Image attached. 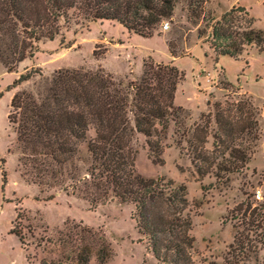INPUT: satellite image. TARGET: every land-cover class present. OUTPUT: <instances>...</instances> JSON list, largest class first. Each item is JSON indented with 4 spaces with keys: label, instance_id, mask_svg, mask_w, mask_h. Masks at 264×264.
Segmentation results:
<instances>
[{
    "label": "trees",
    "instance_id": "1",
    "mask_svg": "<svg viewBox=\"0 0 264 264\" xmlns=\"http://www.w3.org/2000/svg\"><path fill=\"white\" fill-rule=\"evenodd\" d=\"M180 0H0V62L12 72L17 64L33 56L38 43L54 40L74 18L97 22L117 21L127 30L152 37L174 16ZM206 0H187L194 23L204 17ZM245 7H233L219 19L211 18L208 41L219 56L238 58L247 46L264 51L262 29L242 27ZM250 21H254L251 17ZM68 24V25H67ZM205 35L206 32L200 30ZM173 56L176 51L168 42ZM39 72L27 71L7 87H20ZM184 72L175 64L144 60L143 73L125 83L103 67L60 68L36 90L19 89L10 101L8 114L16 133V151L27 181L42 191L58 189L89 200L93 205L118 199L135 206L133 219L138 232L158 264H196L193 250V220L187 187L173 179L146 177L137 171L135 142L145 137L155 163H163L171 122L183 127L187 109L175 103ZM3 93L0 92V96ZM233 105L236 112L215 104V121L228 140L223 171L235 172L251 160L248 147L230 145L237 134L261 133L256 107L251 98ZM234 113V114H232ZM207 125L197 124L191 144L199 172L215 165L208 155ZM236 131L237 134H236ZM6 159L1 158L3 182H7ZM12 221L10 234L25 245V234ZM230 256L237 261L258 257L257 240L264 246V206L247 205L239 212ZM251 232V237H250ZM65 253L58 260L42 259L40 264H90L93 258L105 264L115 256L102 228L82 221H66L59 231ZM260 237V238H257ZM259 244V245H260ZM30 262V256L27 254Z\"/></svg>",
    "mask_w": 264,
    "mask_h": 264
},
{
    "label": "rangeland",
    "instance_id": "2",
    "mask_svg": "<svg viewBox=\"0 0 264 264\" xmlns=\"http://www.w3.org/2000/svg\"><path fill=\"white\" fill-rule=\"evenodd\" d=\"M245 7L239 24L264 32V0H206L205 20L194 23L187 0H180L171 20H166L152 37L127 30L117 21L87 22L77 18L63 27L54 40L38 43L33 56L19 62L10 72L0 62V264H40L42 259L57 261L65 247L59 231L65 222H80L102 228L110 239L115 256L105 264H158L148 249L146 238L137 230L133 219L135 206L113 199L93 205L89 200L58 189L42 191L27 181L16 151V133L8 120L10 101L19 89L36 90L44 79L60 68H98L112 72L128 83L143 73L144 60L152 58L168 63L174 59L184 72L175 103L187 109L184 124L176 129L171 122L163 163H155L145 137L140 135L135 147L137 171L146 177H165L187 187L195 236L193 258L196 264H264V246L256 240L258 257L237 261L230 256L235 230L240 226L239 212L247 205L264 206V51L247 46L238 58L219 56L208 41L211 18L219 19L233 7ZM251 17L254 21H250ZM169 24L168 29L163 25ZM200 30H203V35ZM176 57H172L168 42ZM39 72L33 79L11 91L7 87L27 71ZM251 98L257 112L261 133L237 134L230 145L249 148L251 160L235 172L223 171L228 156V140L215 121V104L225 111L236 112L233 105ZM234 114V113H232ZM207 125V142L203 150L215 159L205 174L199 172L191 144L195 125ZM1 158L6 159L7 182L4 184ZM25 234V245L10 234L16 217ZM251 237V232H250ZM260 238V237H257ZM260 244V245H259ZM90 264H99L93 258Z\"/></svg>",
    "mask_w": 264,
    "mask_h": 264
},
{
    "label": "built area",
    "instance_id": "3",
    "mask_svg": "<svg viewBox=\"0 0 264 264\" xmlns=\"http://www.w3.org/2000/svg\"><path fill=\"white\" fill-rule=\"evenodd\" d=\"M163 27H164V29H168V28H169V24H168V23H165V24L163 25Z\"/></svg>",
    "mask_w": 264,
    "mask_h": 264
},
{
    "label": "crops",
    "instance_id": "4",
    "mask_svg": "<svg viewBox=\"0 0 264 264\" xmlns=\"http://www.w3.org/2000/svg\"><path fill=\"white\" fill-rule=\"evenodd\" d=\"M171 56L174 57V58L176 57V56H173V55H171Z\"/></svg>",
    "mask_w": 264,
    "mask_h": 264
}]
</instances>
